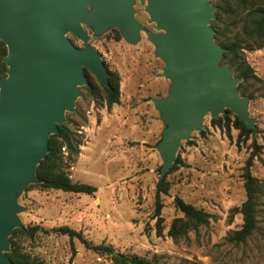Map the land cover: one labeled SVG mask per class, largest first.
<instances>
[{
	"label": "rangeland",
	"instance_id": "rangeland-1",
	"mask_svg": "<svg viewBox=\"0 0 264 264\" xmlns=\"http://www.w3.org/2000/svg\"><path fill=\"white\" fill-rule=\"evenodd\" d=\"M134 10L143 28L136 44L116 41L113 30L94 36L86 29L89 45L107 69L119 75V103L108 109L100 89L90 95L79 87L74 111L65 115L64 124L80 144L74 161L63 170L73 182L97 191L85 195L42 189L38 184L26 188L17 198L23 208L17 216L24 228L39 230L32 238L19 239L22 252L38 264H112L111 255L86 249L56 232L67 226L92 246L111 247L117 254L154 264H264V99L259 97L248 101L249 117L256 125L249 139L238 141V130L227 133L206 115L202 131L181 142L166 178L168 193L162 196V234H156L154 195L162 161L155 147L164 125L151 99L165 97L169 81L161 77L164 63L147 40L146 31L155 30L147 22L144 4L136 0ZM67 37L82 47L81 41ZM245 58L264 84V48L245 52ZM253 140L260 150L251 173L263 187L257 226L245 242L234 243L229 237L240 229L242 217L233 209L246 199L242 175ZM175 197L210 215L206 226L178 240L167 236L172 220L181 217L173 205Z\"/></svg>",
	"mask_w": 264,
	"mask_h": 264
},
{
	"label": "water",
	"instance_id": "water-1",
	"mask_svg": "<svg viewBox=\"0 0 264 264\" xmlns=\"http://www.w3.org/2000/svg\"><path fill=\"white\" fill-rule=\"evenodd\" d=\"M216 0H139L154 55L163 61L167 95L152 98L164 128L155 149L162 165L160 180L172 168L181 142L201 132L203 119L229 110L245 128L256 130L248 97L237 89L241 79L220 63L225 49L215 40L211 22ZM136 0H0V41L6 46L0 79V264H15L9 238L23 230L17 198L40 184L36 169L45 159L48 140L58 133L66 113L74 111L79 87H88L85 70L108 87L109 71L89 45L94 36L116 30L136 44L142 26L135 19ZM67 35L82 42L75 46Z\"/></svg>",
	"mask_w": 264,
	"mask_h": 264
},
{
	"label": "trees",
	"instance_id": "trees-1",
	"mask_svg": "<svg viewBox=\"0 0 264 264\" xmlns=\"http://www.w3.org/2000/svg\"><path fill=\"white\" fill-rule=\"evenodd\" d=\"M212 4L216 7V18L211 22V26L215 31V40L225 49L220 63L228 65L234 71L235 76L241 79L237 86L241 97H248L252 100L258 97L264 99L263 81L256 75L245 58V52L264 48V0H216L212 1ZM113 33L116 41L121 39L118 31L113 30ZM5 55L6 46L0 41V79L6 76L7 67L2 62ZM108 71V87H104L93 74L85 70L89 84L85 89L90 95H94V92L100 89L106 107L111 109L113 105L119 103L120 78L116 72ZM94 81L97 82V85ZM210 123L218 125L221 129H226L227 133L231 128L238 130V141L247 140L255 133L254 130L245 128L244 124L229 110H226L224 116L210 120ZM79 144L78 136L65 124L58 128L56 135L49 137V152L36 169V176L41 180V183L37 185L38 187L85 195H93L97 191L92 185L73 182L63 170L65 164L74 161V156L78 154L77 146ZM250 146L252 151L245 162L242 175L246 199L239 207L233 209L242 217L240 229L234 231L229 237V241L234 243L245 242L257 226V207L259 206L263 187L259 180L252 176L251 167L254 158L259 154L260 147L254 140ZM63 148H66L68 154L66 151H62ZM179 162L180 160L177 159L176 164ZM169 173L170 171L163 180L159 178L155 187L153 216L156 219L155 229L158 236L162 234V196L168 193L170 187L166 179ZM31 187L28 186L27 190ZM173 205L181 214V217L172 220L167 231V236L173 240L186 237L189 232L197 231L199 228L206 226L210 220L208 213L184 202L179 197L174 198ZM37 230H39L37 227H30L23 230L15 229L12 232L9 238L10 252L6 256L13 263L38 264L28 254L22 252L19 243L20 238H32ZM56 232L67 236L70 241L73 239L78 240L86 249L93 250L101 255H111L112 264H154L142 257L117 254L111 247L92 246L83 238L81 233L67 226L59 227Z\"/></svg>",
	"mask_w": 264,
	"mask_h": 264
},
{
	"label": "built area",
	"instance_id": "built-area-1",
	"mask_svg": "<svg viewBox=\"0 0 264 264\" xmlns=\"http://www.w3.org/2000/svg\"><path fill=\"white\" fill-rule=\"evenodd\" d=\"M62 151L65 152V148H63ZM70 170L73 171L74 168L71 166V167H70ZM98 260L100 261V259H98Z\"/></svg>",
	"mask_w": 264,
	"mask_h": 264
}]
</instances>
